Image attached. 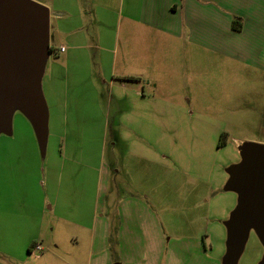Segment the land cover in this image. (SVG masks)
<instances>
[{
    "label": "rangeland",
    "instance_id": "374dc122",
    "mask_svg": "<svg viewBox=\"0 0 264 264\" xmlns=\"http://www.w3.org/2000/svg\"><path fill=\"white\" fill-rule=\"evenodd\" d=\"M34 1L51 10V44L67 45L79 27L97 37L89 50L106 60L117 56L106 40L129 6L138 16L134 0ZM54 1L67 4L62 18ZM156 45L169 58L148 64L139 119L128 89L111 91L109 62L103 122L85 101L78 125L64 98L71 97L64 95V61L45 55L43 73L55 71L53 84L41 76L45 125L16 105L9 128L0 130V264L223 263L225 222L238 202L225 188L228 168L241 161L244 142L264 145V69L248 46L247 61L196 45ZM51 88L61 92L58 108ZM263 257L252 229L237 264Z\"/></svg>",
    "mask_w": 264,
    "mask_h": 264
},
{
    "label": "crops",
    "instance_id": "0c3cea01",
    "mask_svg": "<svg viewBox=\"0 0 264 264\" xmlns=\"http://www.w3.org/2000/svg\"><path fill=\"white\" fill-rule=\"evenodd\" d=\"M106 1L110 3L112 0ZM134 3L133 11L138 12V16L131 12L129 6L130 10L114 28L112 37L106 40L110 47H116L110 50L117 53L112 59L106 60L104 54L92 53L89 48L95 47L94 41L97 37L91 31L83 32L79 27L78 32L70 33L72 36L67 45L62 43L56 47L50 43L55 53L50 50L47 57L52 59L55 54L56 59L64 61L65 69L60 71L66 85L64 95L71 96L64 98L66 102L71 99L77 125L78 106L80 102L85 101L92 109L98 110V120L103 122L101 107L103 110L105 97L101 91L102 86L107 82L103 74L104 67L109 62L111 91L113 92L114 88L128 89L133 97L131 101L133 105L141 107L136 113L139 119L143 110L147 108L145 89L149 82L148 64L150 69L155 68L158 62L162 63L169 58L168 54L160 56L156 44L162 46L165 42L171 49H175L176 45H183L186 49L189 45H196L230 57L238 56L240 53L242 60L247 61L248 52L245 47L248 46L254 55L255 66L264 69V0H142L138 5L137 0H134ZM64 4L67 5L65 2L57 7L55 1L53 2L58 18H62L66 13ZM235 16L242 18L240 31L233 29ZM79 19L81 15L78 14V22ZM149 33L151 36L148 35ZM77 34L78 37L75 36ZM119 46H121L120 53L117 52ZM227 46L231 48L228 49ZM62 47H65L64 51L60 50ZM53 72L55 71L50 68L49 73H43L44 77L49 78V84L54 83ZM123 77H134V79L124 80ZM81 85L85 87L84 92H80ZM49 91L52 99L55 94L62 96L57 89L51 88ZM112 95L114 97V93ZM56 101L54 97L53 105L58 108L54 104ZM65 101L63 100V103ZM154 108L156 111V105ZM75 140L78 142V134L75 135ZM136 141L142 143L146 141V136H141ZM148 142L151 151L152 148L156 150L157 144L150 140ZM75 152H72V155ZM93 232H95L94 228ZM103 250L104 248L96 249L97 262L101 260Z\"/></svg>",
    "mask_w": 264,
    "mask_h": 264
},
{
    "label": "water",
    "instance_id": "95a60500",
    "mask_svg": "<svg viewBox=\"0 0 264 264\" xmlns=\"http://www.w3.org/2000/svg\"><path fill=\"white\" fill-rule=\"evenodd\" d=\"M49 53L50 9L34 0H0V130L9 128L16 105L45 125L40 85ZM239 150L241 161L228 168L225 186L238 202L225 222L222 264H237L252 229L264 243V145L244 142Z\"/></svg>",
    "mask_w": 264,
    "mask_h": 264
},
{
    "label": "trees",
    "instance_id": "16d2710c",
    "mask_svg": "<svg viewBox=\"0 0 264 264\" xmlns=\"http://www.w3.org/2000/svg\"><path fill=\"white\" fill-rule=\"evenodd\" d=\"M242 26V18L239 16H235L233 19V29L240 31ZM51 52H54L53 47H50ZM124 80H132L134 77H123ZM224 144V142H222Z\"/></svg>",
    "mask_w": 264,
    "mask_h": 264
},
{
    "label": "built area",
    "instance_id": "2783aa9c",
    "mask_svg": "<svg viewBox=\"0 0 264 264\" xmlns=\"http://www.w3.org/2000/svg\"><path fill=\"white\" fill-rule=\"evenodd\" d=\"M60 50H61V51H64V50H65V47H62ZM37 248H38V249H41V246H40V245H37Z\"/></svg>",
    "mask_w": 264,
    "mask_h": 264
}]
</instances>
